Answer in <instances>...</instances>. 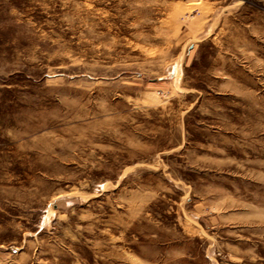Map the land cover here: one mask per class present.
<instances>
[{
    "label": "rangeland",
    "instance_id": "1",
    "mask_svg": "<svg viewBox=\"0 0 264 264\" xmlns=\"http://www.w3.org/2000/svg\"><path fill=\"white\" fill-rule=\"evenodd\" d=\"M0 264H264V0H0Z\"/></svg>",
    "mask_w": 264,
    "mask_h": 264
}]
</instances>
